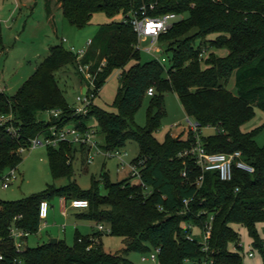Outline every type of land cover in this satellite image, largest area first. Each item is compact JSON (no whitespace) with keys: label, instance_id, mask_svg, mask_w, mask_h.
<instances>
[{"label":"trees","instance_id":"obj_1","mask_svg":"<svg viewBox=\"0 0 264 264\" xmlns=\"http://www.w3.org/2000/svg\"><path fill=\"white\" fill-rule=\"evenodd\" d=\"M45 10L52 12V0H44ZM62 15L81 28L91 23L95 12L108 16L126 14L142 4L153 15L175 12L183 15L160 34L159 42L165 51H172L170 66L156 58L140 61L137 38L132 26L122 20L102 25L88 46L82 63L91 64L95 71V93L115 70H120L116 111H107L91 102L85 115L76 114L58 83L56 72L70 66L76 77V55L63 44L49 45L48 53L35 67L23 85L11 95L0 89V114H12L13 131L0 125V174L18 166L22 161L19 147L45 134L52 124L79 127L96 121L103 133L105 149L120 148L129 139L138 144L143 158L141 178L149 188L131 176L112 181L106 171L100 179L106 189L99 193L98 180L93 178L88 189H81L74 181L65 185H49L41 193L17 200L0 199V264H133L126 257L130 250H146L148 245L158 248V264H196L207 252L201 250L199 234L187 237V224L202 226L212 215L209 254L213 264H247L241 249L240 235L232 227L241 223L247 229L253 247L264 259V239L256 225L264 221V145L255 141L258 129L244 132L241 125L254 114V108L264 110V0H55ZM0 46L3 47L0 30ZM227 49L221 55L213 49ZM135 60L129 68L125 65ZM234 77L235 92L227 88ZM148 87L154 88L146 123L136 125L134 115ZM174 90L185 113L197 123V132L207 151L231 152L240 149L243 158L254 166L253 172L234 167L229 181L221 180L216 171H207L201 183L197 178L201 169L191 155L179 156L196 140L191 128L174 136L165 134L159 141L155 130L164 115L163 92ZM57 109L59 115L46 120L38 112ZM216 128L207 136L200 129ZM67 142L48 146L47 156L53 177L70 178L72 156L77 150ZM86 152V148L81 146ZM186 174L183 175L182 172ZM54 195L66 199L85 198L86 212L80 216L104 223L110 233L123 237L122 253L105 251L101 243L103 232L91 235L75 232L74 243L62 238L35 246L25 245L31 233L39 229L38 206ZM187 198V207L183 199ZM183 211V212H182ZM28 232L23 246L16 248L11 229Z\"/></svg>","mask_w":264,"mask_h":264},{"label":"rangeland","instance_id":"obj_2","mask_svg":"<svg viewBox=\"0 0 264 264\" xmlns=\"http://www.w3.org/2000/svg\"><path fill=\"white\" fill-rule=\"evenodd\" d=\"M53 19L47 15L44 0H0V30L2 33L3 47L0 46V89H3L7 95L14 94L23 83L29 78L35 67L48 53L49 45L54 43H62L67 49L71 46L83 48L86 41L93 38L102 25H108L112 22H120L124 18V14L117 13L114 16H108L102 11L95 12L92 16L91 23L78 28L72 25L61 13L56 6L55 0H52ZM186 14L181 15L185 16ZM150 45L149 40H140L139 55L140 61H147L156 56L160 59L164 68L170 66V58L172 51H165L160 42L155 45L160 51L150 52L147 47ZM217 53L223 55V49H213ZM225 50V49H224ZM135 60H130L125 68H129ZM64 70V71H63ZM120 70H115L106 79L103 85L95 94L92 101L99 108L107 111H116L114 100L118 91ZM58 83L63 93L72 105L75 97L80 94V85L74 70L67 68L60 69L56 72ZM227 88L235 92L234 77H230ZM151 96L145 95L142 102L135 112L134 122L136 125L143 126L146 123V114ZM163 109L164 115L161 119L159 127L155 130L154 135L159 141H163L165 134L169 131L172 134L185 132L188 129V121L193 119L189 117L180 103L178 96L174 90L163 92ZM48 113L38 112V117L47 119ZM69 123L67 125H73ZM90 125L97 127L100 131V125L96 121H91ZM244 132L258 129L254 138L258 145H264V110L255 107L253 116L241 125ZM203 136H207L216 131L213 126H206L200 129ZM97 138L100 144L103 143V133L97 132ZM47 145H38L36 147L27 148L21 152L22 161L17 166V177L6 188L0 185V199L17 200L31 194L41 193L49 187V185L61 186L69 181H74L79 188L88 189L93 178L98 180L99 193L105 194L106 189L100 179L102 171H106L112 181L119 180L128 174V165L138 155V144L135 140L129 139L123 146L119 148L124 153L123 159L126 163L120 166V162L116 157H107L103 154H95L90 162L86 161V152L77 149L72 156V171L70 178L65 176L53 177L50 172L47 156ZM135 181V180H134ZM62 199L59 195H54L49 201V213L46 219L47 224L43 221L39 224V229L35 233L27 236L25 245L35 246L50 238L59 236L66 243L72 245L75 238V229L85 235L91 229L85 224L87 221L83 217L76 214L84 210H70V199H66L68 214L66 217L61 215ZM66 224V231H63L62 225ZM232 227L237 230L240 235V243L242 245V258L247 264H264V259L256 247L251 244V238L247 229L241 223H233ZM257 232L264 239V221L256 225ZM198 233L197 230H194ZM67 236L68 239L65 238ZM101 243L105 251L111 253H122L125 247L123 237L114 235L105 231L101 235ZM230 248L233 245L229 244ZM248 250H252L254 256L247 254ZM156 252L154 246L148 245L146 250H130L126 253V257L133 264H158V258L153 260L150 254ZM145 256L146 259H142Z\"/></svg>","mask_w":264,"mask_h":264},{"label":"built area","instance_id":"obj_3","mask_svg":"<svg viewBox=\"0 0 264 264\" xmlns=\"http://www.w3.org/2000/svg\"><path fill=\"white\" fill-rule=\"evenodd\" d=\"M154 4H149L147 7L145 4H142L136 8L131 9L125 15L123 20L128 22L137 38V48L139 46L140 40H149L150 45L147 49L150 52L160 51V48L155 44L159 40L160 34L166 32L171 25L178 19L181 18L180 14L175 12H167L161 15H153L150 13L153 10ZM92 38L87 39L86 46L83 48H75L74 46L70 47V51H72L76 55L77 61V72L81 77L80 81L83 85V89L80 94L75 97V102L72 104L74 112L76 114L85 115L89 106L92 102L93 97L95 96V78L98 70L101 69V65H103L104 61L101 62V65L97 67L95 71L91 69V64L82 63L81 59L84 56L88 46L91 44ZM1 55V52H0ZM160 62L164 60V58L160 59L159 57H155ZM154 93L153 87H148L146 90L147 95H152ZM60 113L59 110L54 109L49 112V115L58 116ZM12 114L3 113L0 114V125H6L7 130L13 131V127L11 124ZM188 126L193 131L196 132V140L192 144V146L182 152L179 153V156L191 155L194 159V162L201 169V173L197 178V182L201 183L204 174L207 171H216L218 177L221 180L229 181L233 177V169L234 167L239 168L241 170L247 172H253L254 166L248 163L244 158L242 151L240 149L224 152V151H207L203 146L200 135L197 132V123L195 121L189 120ZM61 142H67L70 144H77L84 146L86 148V161L90 162L95 154H103L107 157H116L120 166H123L126 163L123 159L124 153L119 150V148L115 149H105L103 148L97 138V129L92 125L86 126L84 128L73 125H64L59 126L57 124H52L45 134L35 136L30 140L29 145L19 147V152L25 151L27 148L36 147L38 145H47V146H57ZM144 159H138L137 161H131L130 163H126L128 165V174L132 177L133 180L140 183L146 192H149V188L144 184L141 178V168L143 166ZM183 175L186 174L185 171L182 172ZM17 177V166L10 167L6 169L3 173L0 174V185L3 188L8 187L13 180ZM188 199L184 198L183 203L187 207ZM70 206L74 208H87L89 205V201L85 198H71L69 202ZM49 211V202L45 199L41 200L38 206V216L40 221L44 220ZM183 212V211H182ZM212 220L213 216L211 215L207 221L204 222L202 226L187 224L186 226L190 228V231L187 233V237L190 240H193L196 237L195 229L199 234V239L201 242V250L207 252V254L202 257L200 260L196 261V264H213V258L210 256L209 252V240L211 237L212 231ZM97 230L101 232L108 231L110 232L109 226L104 223L98 222L96 224ZM11 234L14 237V244L16 248H21L23 246L22 238L23 236L28 235L27 231L22 229H11ZM241 249L236 246L233 247L234 250H238L241 252ZM159 249L156 248V252H152L150 254V258L155 260L157 259ZM247 254L249 256H254L252 250H248ZM0 258L2 255L0 254ZM142 259H146L145 256H142Z\"/></svg>","mask_w":264,"mask_h":264},{"label":"crops","instance_id":"obj_4","mask_svg":"<svg viewBox=\"0 0 264 264\" xmlns=\"http://www.w3.org/2000/svg\"><path fill=\"white\" fill-rule=\"evenodd\" d=\"M47 13V12H46ZM47 15L48 16H50V19H53V17H54V13H47ZM225 48H223V55H225L226 53H227V49H225ZM64 71V70H63ZM78 78V77H77ZM78 83H79V85H80V90H82L83 89V85L81 84V81H80V79L78 78ZM1 88V87H0ZM3 90V89H2ZM48 113V112H47ZM48 116H49V113H48ZM47 116V117H48ZM179 134V133H178ZM178 134H173L174 136H176V135H178ZM75 147H76V149H79V150H82L81 149V147L79 146V145H74ZM61 199H62V206H61V215L62 216H64V217H66L67 216V214H68V209H70V210H75V211H77V210H84V211H82V212H79V213H77L76 215L78 216V217H82V216H80V214L81 213H83V212H86V208H74V207H72V206H70V204H68L69 205V208L67 207V202H66V198H64V197H61ZM68 208V209H67ZM48 213H49V211H48ZM47 217H48V215H47ZM47 217L44 219V220H42L43 221V224H47V221H46V219H47ZM84 218V217H83ZM87 221L85 222V224L87 225V228H88V225H89V227L91 228V229H89V231H87V232H89V233H87V234H85V235H91V234H93L94 232H96L97 231V227H96V224H97V222L95 221V220H92V219H88V218H85ZM62 227H63V231H66V224H63L62 225ZM78 232V227H76V229H75V232ZM57 240L58 239H60L61 237H59V236H56L55 237ZM65 238L66 239H68L67 238V236H65ZM63 239V238H62ZM101 239V238H100Z\"/></svg>","mask_w":264,"mask_h":264},{"label":"water","instance_id":"obj_5","mask_svg":"<svg viewBox=\"0 0 264 264\" xmlns=\"http://www.w3.org/2000/svg\"><path fill=\"white\" fill-rule=\"evenodd\" d=\"M57 239L56 238H50L49 242H56Z\"/></svg>","mask_w":264,"mask_h":264}]
</instances>
